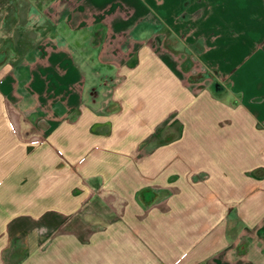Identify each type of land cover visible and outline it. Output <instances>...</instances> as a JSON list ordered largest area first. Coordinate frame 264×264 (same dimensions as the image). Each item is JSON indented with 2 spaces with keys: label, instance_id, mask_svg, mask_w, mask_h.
I'll return each instance as SVG.
<instances>
[{
  "label": "crops",
  "instance_id": "crops-1",
  "mask_svg": "<svg viewBox=\"0 0 264 264\" xmlns=\"http://www.w3.org/2000/svg\"><path fill=\"white\" fill-rule=\"evenodd\" d=\"M41 1L30 12L62 14L70 33L109 17L138 46L116 66L101 57L105 43L65 33L47 59L0 57L1 220L12 200L19 215L28 182L33 198L64 193L52 206L64 212L95 192L122 224L92 230L96 244H50L81 235L52 230L11 263L0 247V264H111L119 252L125 264H264V0ZM198 69L207 79L192 87ZM44 104L61 116L30 148L27 127ZM165 118L181 123L178 134L141 144Z\"/></svg>",
  "mask_w": 264,
  "mask_h": 264
},
{
  "label": "rangeland",
  "instance_id": "rangeland-1",
  "mask_svg": "<svg viewBox=\"0 0 264 264\" xmlns=\"http://www.w3.org/2000/svg\"><path fill=\"white\" fill-rule=\"evenodd\" d=\"M36 1L37 0H0V57L2 59V63L4 58L8 60V62L14 63L18 59L25 58L28 56V54L30 57L36 56L37 58H42V60L44 58L47 59L48 54L55 52L54 48H57L58 46L54 43L56 40L55 36L65 37V33L71 35L73 38L78 36L82 37L85 33L88 40H91L92 42L96 41V43L99 42L101 44L105 43L106 48L101 55L103 60H108L110 58L117 59L120 66L125 62L132 63L133 53L135 52L133 48L138 46V44L135 45L132 43L128 45L129 41L133 42V40H131V36L128 35V30L116 28L117 24L114 20V22H112V19L108 17V23H103V27L100 26L98 29L96 27L90 26V23L87 22V20H83L85 22L83 25L84 28H70L72 30L70 33L68 29L63 27V23H61L63 20L59 21V16L62 14L49 12L48 8L46 7L41 12H30V10L33 9V5L36 3ZM46 1L49 0H42L41 2L46 3ZM73 3L75 4V1H73ZM16 6H20V9L16 10ZM109 10V13L105 12L104 15L111 14V4ZM74 14L75 15L72 18L71 23L79 25L81 22H77L76 19L78 12L76 11ZM87 15H91L93 16V19H95L97 13L93 14L88 12ZM82 16L87 19L90 17L83 14ZM76 47L78 49V46ZM140 47H142V45H140ZM90 51H93V49H90ZM125 55H127L126 59L123 57ZM42 60H38L41 65L47 64ZM116 72V75H118L117 80L113 78L114 75L110 76L112 78L107 77V79L110 81L113 80L111 82L112 84L115 82L118 83L122 78L120 70ZM207 75L208 73L198 69L195 71V73L190 75V77L186 78L189 81V83H187L192 87H194V84L200 85L206 81ZM0 79L2 81L5 80L4 77H1ZM93 79H96V77ZM59 80H63V78L61 77ZM186 99L188 100V98ZM2 104H0V111L2 110ZM11 109H8L9 113ZM13 112L14 111L12 110L10 114H13ZM36 113L38 115L42 113V115L41 117L38 115L37 117L36 115L34 116L36 117L35 119L38 121V123L29 125L27 127L29 132L27 133L33 132L34 134L32 133V136H39V134L46 136L49 121H52V119L45 114L46 109L44 106L42 111H36ZM180 129L181 123L177 119L165 118L154 127L151 135H149L146 140H143L141 144L145 142V146L148 148L153 144L164 141L166 138H170L176 133L178 134ZM25 132L26 131L23 133L24 135L26 134ZM27 138L30 139L31 137ZM31 144H29L28 147H34L38 143L31 142ZM141 148L145 147L141 146ZM25 176L27 175L23 173L19 175L18 178L25 180ZM9 183L12 184V187L9 189V191L13 196L16 193V178H10ZM28 184L29 183L27 182V184L23 185L22 190L24 194L23 196L25 198V204L22 207L23 209L21 212L18 213L19 215H13L15 212H17L15 211V207H18L15 200L11 201H14V203L8 205V219L6 222L1 220L4 215V211L0 209V247L3 260L6 263H11L19 259L25 254L30 245L41 244L43 240L47 239V235L52 230L61 229L64 231V235L70 234L69 232L71 231L79 232L81 235L76 237H65L59 235L52 239V241L49 242L50 244L58 245L64 243V245L72 246L73 244H79L80 241L87 240H89V242L92 241V244H96L95 233L92 234L93 237L88 235L92 232V230L103 227L119 228L118 225L122 224V222H118L116 214L112 212V206L103 204V202L97 198V193L95 194L94 190V195H91L86 203L82 204L79 210L74 212H64L60 211L59 209H53L52 207L55 205H61L60 202L63 199L64 193L60 194L56 192V190H53L51 193L47 194L48 190L45 189L43 194L38 195V198L37 196L36 198H33L31 196L32 191ZM22 190H18V192L21 193ZM27 198L28 200H26ZM31 199H34L35 201L37 200V203L33 205V211H30ZM64 199L66 200V198ZM18 204H20V202H18ZM0 207H2L1 204ZM56 233L57 232H55V234ZM260 241H263L264 243V238L263 240L259 239L258 243H262ZM241 242L246 243L247 245L251 244V241L247 237L242 239ZM123 248L127 247L124 246ZM91 253L92 252H90V254ZM123 254L126 253H116L112 260L107 259L108 261H106L110 262L111 264H125L123 261ZM97 262L99 261H96V263ZM83 263L85 264L86 260H83Z\"/></svg>",
  "mask_w": 264,
  "mask_h": 264
},
{
  "label": "built area",
  "instance_id": "built-area-1",
  "mask_svg": "<svg viewBox=\"0 0 264 264\" xmlns=\"http://www.w3.org/2000/svg\"><path fill=\"white\" fill-rule=\"evenodd\" d=\"M105 48H106V44H103L102 45V47H101V52H103L104 50H105ZM113 63L117 66L118 64H119V61L118 60H113ZM115 80H117L118 79V75H114V77H113ZM113 81V80H112ZM114 84H116V82L114 83ZM113 84V85H114ZM32 94H33V96L36 98L38 95H37V93L35 92V91H32ZM51 105V104H50ZM50 105H47V104H44V107H45V109H46V115L47 116H49V117H53V118H57V117H59V116H61V115H59V114H56L55 112H54V110L50 107ZM41 132H42V130H41ZM45 140V135H41V134H39V136H32L31 138H30V141L32 142V143H41V142H43ZM58 151H61L60 149H58Z\"/></svg>",
  "mask_w": 264,
  "mask_h": 264
}]
</instances>
